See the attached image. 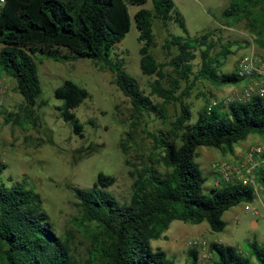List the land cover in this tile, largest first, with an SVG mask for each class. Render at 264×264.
<instances>
[{
  "label": "trees",
  "instance_id": "trees-1",
  "mask_svg": "<svg viewBox=\"0 0 264 264\" xmlns=\"http://www.w3.org/2000/svg\"><path fill=\"white\" fill-rule=\"evenodd\" d=\"M228 2L222 14L228 22L225 27L244 24L256 48L264 50V0ZM148 3L151 9L144 7ZM130 7H142L134 20L141 45V72L156 77L150 85L151 96L124 71L118 54H113L131 31ZM154 21L164 27L174 22L184 34L166 39L163 48L168 61L163 64L152 53ZM0 45V72L15 80L30 123L36 108L45 105L38 102L42 88L37 55L60 63L91 60L100 64L102 70L114 75V85L130 100L135 114L155 115L168 122L165 129L148 133L153 142L152 157L130 173L134 180L128 203H120L108 192L115 179L103 173L91 189L70 188L83 223L94 226L92 264H173L164 252L153 251L150 242L164 237L174 221L206 222L213 232L221 233L226 228L223 216L227 211L254 201L253 190L239 184L212 188L209 195L204 194L206 178L196 159L201 147L234 154L235 145L250 135L264 136V100L254 97L212 110L209 103L192 122L185 99L190 98L196 83L206 81L223 87L238 86L242 80L234 72L221 71L235 43H224L214 31L191 37L173 0H7L0 13ZM152 96L162 103L154 104ZM55 97L64 102L58 108L60 117L83 138L84 126L73 110L88 99V92L67 81L55 90ZM174 104L180 106V113L169 122L167 106ZM9 118L12 120V115ZM121 148L127 155L124 145ZM6 168L0 161V177ZM257 181L264 187L263 172ZM249 248L247 256L235 247L213 243L209 252L216 256L213 264H264V245L252 242ZM188 255L190 264H199L198 250L193 248ZM0 264H75L41 197L23 184H0Z\"/></svg>",
  "mask_w": 264,
  "mask_h": 264
},
{
  "label": "rangeland",
  "instance_id": "rangeland-1",
  "mask_svg": "<svg viewBox=\"0 0 264 264\" xmlns=\"http://www.w3.org/2000/svg\"><path fill=\"white\" fill-rule=\"evenodd\" d=\"M173 1L191 37L214 31L224 43H235L232 54L223 61L222 72H234L241 56L252 49L263 51L253 44V37L244 24L225 27L228 22L222 18V14L229 6L228 0ZM144 7L152 8L151 3ZM140 8H129L131 31L116 46L113 54H118L124 61V71L139 82L146 95L151 96L150 85L156 77L143 76L140 69L141 45L134 20ZM153 32L155 48L152 53L157 62L163 64L168 61L163 48L166 39H169V35L184 34L174 22L164 27L159 21H154ZM35 62L42 88L38 102H45V105L36 108L31 123L24 116L25 102L16 89L15 80L8 78L6 106L0 112V161L7 168L0 177V184L7 187L23 184L26 189L38 194L54 230L68 244L75 264H92L90 252L93 251L94 226L83 223L78 201L70 188L91 189L98 175L103 173L115 179L108 192L120 203H128L134 180L130 173L141 162L147 163L152 157L153 142L148 133L165 129L168 122L164 123L155 115L135 114L130 100L114 85V75L109 70H102L100 64L94 61L60 63L37 55ZM199 62L197 58L196 70ZM67 81L89 94L88 99L73 110L84 126L83 138L74 134L72 124L65 122L58 110L64 102L55 97V90ZM244 83L223 87L206 81L196 83L190 98L185 99L192 112V122L212 101H218L220 106H228L236 99L237 88ZM151 99L154 104L162 103L156 96ZM224 107H221V113L225 112ZM167 110L169 122L175 121L180 106L169 105ZM9 115H12V120ZM8 119L10 122H7ZM263 140L264 136L252 134L235 145V153L243 155L249 146ZM122 145L127 155L122 153ZM221 160L232 162L239 159L234 154L214 148L198 149L196 162L206 178L204 194L209 195L214 188L217 176L212 165ZM259 191L262 202L257 199L252 203H241L224 214L226 228L223 232H213L206 222L193 225L174 221L164 233L165 238L150 242L153 251L164 252L173 264H190L188 253L193 249V242L206 244L207 251L195 248L200 253L199 264H213L216 261V256L209 252L213 243L235 247L249 256L250 243L264 245V187L259 185ZM254 222H257V226ZM208 252L210 258L203 260L202 254ZM252 260L255 261V258Z\"/></svg>",
  "mask_w": 264,
  "mask_h": 264
},
{
  "label": "built area",
  "instance_id": "built-area-1",
  "mask_svg": "<svg viewBox=\"0 0 264 264\" xmlns=\"http://www.w3.org/2000/svg\"><path fill=\"white\" fill-rule=\"evenodd\" d=\"M7 0H0V13L4 8ZM0 45V50H1ZM235 75L244 81V85L238 89L236 99L232 102L243 103L249 102L254 97L264 100V50L256 51L252 49L245 53L236 63L234 69ZM9 88L8 77L0 72V112L6 106V92ZM231 102V103H232ZM220 103L212 101L209 110L215 109ZM238 161L221 160L213 163L212 169L216 173L214 188H220L223 185L239 184L249 187L253 190L255 199L261 200L258 174H264V140L249 146ZM253 201V202H254ZM257 215L258 213L255 212ZM193 248L207 251L206 244L203 242L191 243ZM209 252L202 254V259H209Z\"/></svg>",
  "mask_w": 264,
  "mask_h": 264
},
{
  "label": "crops",
  "instance_id": "crops-1",
  "mask_svg": "<svg viewBox=\"0 0 264 264\" xmlns=\"http://www.w3.org/2000/svg\"><path fill=\"white\" fill-rule=\"evenodd\" d=\"M234 155H235L236 158L242 157L241 154H237V153H235V152H234ZM254 223H256V226H257V222H254Z\"/></svg>",
  "mask_w": 264,
  "mask_h": 264
}]
</instances>
